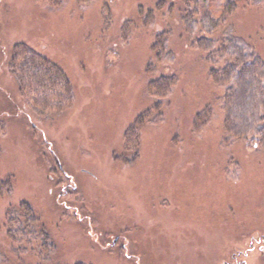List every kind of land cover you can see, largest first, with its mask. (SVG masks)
I'll return each instance as SVG.
<instances>
[{
	"label": "rangeland",
	"instance_id": "obj_1",
	"mask_svg": "<svg viewBox=\"0 0 264 264\" xmlns=\"http://www.w3.org/2000/svg\"><path fill=\"white\" fill-rule=\"evenodd\" d=\"M182 6L0 0V183L12 181L9 193L0 186V264L38 259L3 232L5 210L22 201L63 264H264V136L224 130V87L198 45L207 33L189 34ZM227 20L264 60V3L239 0ZM17 43L71 84L58 110L20 95ZM162 76L168 91L151 84Z\"/></svg>",
	"mask_w": 264,
	"mask_h": 264
},
{
	"label": "trees",
	"instance_id": "obj_2",
	"mask_svg": "<svg viewBox=\"0 0 264 264\" xmlns=\"http://www.w3.org/2000/svg\"><path fill=\"white\" fill-rule=\"evenodd\" d=\"M182 1L186 10L182 20L189 34L196 32L195 27L201 34L207 33L199 37L198 45L205 51L203 57L210 65L208 75L218 86L224 87L222 94L215 99L222 103L225 111L224 130L237 129L235 134L242 136L257 128L264 136V60L251 42L235 33L227 20V12L232 11L239 0ZM246 1L255 5L264 3V0ZM165 40V37L161 38L162 42L158 41L155 46L166 48ZM11 54L9 65L24 99L34 94L33 102L40 106L52 103L49 105L58 110L57 105L60 104H53L62 101L65 94L72 96L73 88L62 70L39 51L26 43H17ZM171 83L170 78L162 76L151 84L168 91ZM59 87L62 90L59 91ZM209 114V110L200 112L196 115V122H203L210 117ZM130 138L134 139V132L128 130L124 134L125 144ZM0 186L7 193L11 192V179L2 181ZM2 227L11 249L16 245L19 251L33 252L38 258L35 264H63L55 258L57 246L28 202L9 206L4 212ZM7 258L0 251V262Z\"/></svg>",
	"mask_w": 264,
	"mask_h": 264
}]
</instances>
